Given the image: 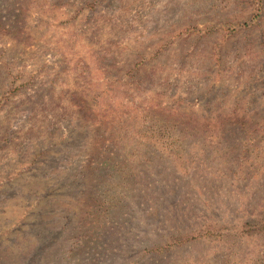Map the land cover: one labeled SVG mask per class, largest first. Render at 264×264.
Masks as SVG:
<instances>
[{
  "label": "rangeland",
  "instance_id": "rangeland-1",
  "mask_svg": "<svg viewBox=\"0 0 264 264\" xmlns=\"http://www.w3.org/2000/svg\"><path fill=\"white\" fill-rule=\"evenodd\" d=\"M22 20L0 28V264H264V230L235 233L264 217V0H32ZM208 222L140 260L165 224Z\"/></svg>",
  "mask_w": 264,
  "mask_h": 264
},
{
  "label": "trees",
  "instance_id": "trees-1",
  "mask_svg": "<svg viewBox=\"0 0 264 264\" xmlns=\"http://www.w3.org/2000/svg\"><path fill=\"white\" fill-rule=\"evenodd\" d=\"M30 2H32V0H0V23H1L0 28H2V26H4L3 31L6 33H14L15 31L20 30L23 26L22 17H23V14L25 12V7L27 5H29ZM7 20H9L10 28L15 26V30L10 31L6 28ZM242 27H244V25L241 26L239 29H241ZM80 102H81V104H77L78 108H80V109L84 108L88 111L91 110V107H92L91 105H90V108L87 109V101H80ZM93 119H94L93 117H91V118L88 117L89 121L94 122ZM177 119H179V120H177ZM243 125H244V123H243ZM171 126H172V128H171ZM192 126L195 127L192 123L191 118L184 120L183 118L176 117V119H174L170 122V124L168 125V129L169 130L175 129L178 133L177 135H178V139L180 141H187L184 137H187V139L192 137V140H195L196 138H193L195 136H194V134H191V131L192 132L198 131L197 133H200V131L198 129L197 130H194V129L191 130ZM229 131H231L230 128H228L226 134ZM255 133H256V131H255ZM222 141L225 142L224 140H222ZM181 146H183V145L181 144ZM209 146H214V145H213V143H210ZM228 146H231V144ZM232 146H235V144ZM108 147L109 146H107V148ZM114 154H116V153H114ZM98 157H99L98 162L104 166V168H101V166H100V168L98 169V171H99L98 176L101 177L100 181L104 180V183H101V184L108 186V184H106V183L109 182L112 177L113 178L116 177V175L114 173H116V170L119 169V167L123 163L120 162L117 155H115L114 157H109L108 154L106 153V149ZM114 160H116V162H114ZM142 164H140V166H142ZM88 169H90V168H88ZM122 175H123V177L125 176L126 178H128L129 175L132 177V174H130V172H129V166L128 165H126V167L122 171ZM138 175H139V173H138ZM125 177H124V179L127 180ZM155 183H156V190L158 192V191H160V187H159V184L157 183V181ZM101 192H103V190L97 191V193H101ZM104 206H105V202L99 196H96V198L91 200V208L97 210V211H92L91 217L94 218L96 216L95 218L99 219L97 221L98 223H103L101 221V219L103 216H105ZM135 209L137 211V208H135ZM258 209L261 211L262 208L259 207ZM107 215H109V213ZM136 215L137 216L134 217L135 218L134 221H137L140 226L145 224V222L142 220V216H140V215H142L141 210H139V213H137ZM260 215H262V214H257V216L255 218H251V219L247 220L246 222L242 223L241 225L238 226L239 228L235 227V228H238L237 230H235V233H239L240 236L242 237L244 234L251 233L252 229L258 230V231L264 230V217H261ZM88 217L90 218L89 214H88ZM105 217L107 218V216H105ZM173 222L176 224L175 221L170 220V223H173ZM208 223H210V225L204 226L203 228H200V229H194V230H192L188 233H184V234L181 230H179L176 227L174 228L171 224H169V223L165 224L168 226V230H167V226H165L163 236L160 237V240H162V242H157L158 244L155 243L156 241H158V240H156L157 237L155 236V234L152 235L151 237L146 236L140 240L139 244H141V246L144 244L146 245L145 247L143 246L144 250L140 253V256H141L140 260L141 261L147 260L148 258L152 259V257L154 258V256H156L158 254L168 253L169 251L176 250L179 247H182V246H184L190 242L196 243V242L202 240L205 236L217 235L216 231H218L219 228L216 229L212 225L213 223H211V222H208ZM105 225H107V223H105ZM108 230L109 229L107 227L106 228V232H107L106 235H109L113 231L112 229H110L109 231ZM151 232H153V231H147L146 234L150 235ZM165 233H167V234L165 235ZM163 240H165L164 244H162ZM148 247H150V248H148Z\"/></svg>",
  "mask_w": 264,
  "mask_h": 264
}]
</instances>
